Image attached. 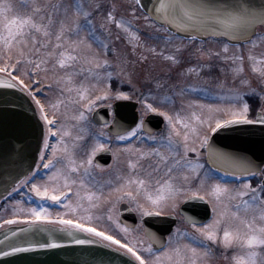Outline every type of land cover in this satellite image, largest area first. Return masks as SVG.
Listing matches in <instances>:
<instances>
[{"label":"snow or ice","instance_id":"obj_1","mask_svg":"<svg viewBox=\"0 0 264 264\" xmlns=\"http://www.w3.org/2000/svg\"><path fill=\"white\" fill-rule=\"evenodd\" d=\"M141 4L142 0H135V5ZM22 6L26 11L16 13L10 0H0V73L7 74L5 79L0 80V84L7 88H20L31 97L36 105V110L40 113L45 125L43 147L45 149L51 147L50 155L45 152L40 153V163L43 165V169L49 170L51 174L45 173L47 180L32 182L35 181L40 170L38 164L37 173L26 176L20 181L22 185L31 184L29 191L34 193L41 203L27 209L29 215L15 216L5 223L14 224L22 219L33 226L59 224L61 231L65 228H74L99 239L73 240L72 243L108 241L110 242L109 247L116 246L117 250L123 251L125 255H130L134 264H207L210 252L206 241L212 245H218L226 251L232 250L231 264H264V180L253 186L250 179H244L239 187L234 188L216 181L209 182L211 177L207 173L204 176H199L198 172L203 168V165L188 158L189 152L198 155L199 151L194 145L190 146L188 131L182 132L179 125H183L184 129H189L193 133H197V129L185 123L179 113L166 110L160 101L162 99L166 102L169 98L166 96L158 98L157 94H153L151 88H149L147 96L151 97L152 102H149L148 98L140 100L142 111L139 122L134 127L123 129L117 125L116 140L139 139V134L145 129V117L149 114L163 117L167 122V136H161L160 139L163 143L157 148L142 150L128 144L118 151L128 152L136 156L137 160L155 155L159 161L153 170L160 171L161 165L166 169L164 176L155 181L158 186V194L155 197L146 196V201L150 202L153 208L160 207L162 204H170L175 207L176 201L181 196L185 199L189 198L186 195L188 191L192 192V198H197L198 193L203 192L204 196L198 198L208 197V203L212 204L213 216L211 220L199 227L193 222L192 227L195 232L184 234L187 242L177 241L161 250L160 247L154 249L152 244H148L144 248L143 240L131 243L122 242L121 239L107 231H101L98 227L82 223L75 218L65 219L60 213H57L55 217L52 215L49 207L44 206L42 202L51 201L58 205L62 200L67 199L68 193L73 192V186L79 184L81 188L86 189L88 185L85 184V177L89 180L92 179L93 158L98 151L107 150V146L96 139L85 154L77 158L74 149L77 147L76 142L81 141L83 137L77 135L71 142V146L65 142L64 137L68 135V132L64 125L61 124L60 129L57 130L55 127L58 121L56 113L54 112L50 118L46 111L48 107L55 108L56 105H48L38 98L39 92L43 90V85L41 80L33 79V76H39L41 72L47 73L49 70L53 73H61L57 76V83L64 92H71L73 88L78 89L76 95L81 101L88 99L86 93L89 88L98 91L100 94L95 95L84 105V108L89 110L96 105L97 101L110 98L112 95L111 80L114 76H127L128 83H132L131 72L127 70V61H120L118 71H100L112 67L109 52L115 53L116 49L110 48L106 41L112 35L110 26L113 24L131 45L133 53L137 48H143L139 55L140 60L147 61L148 57L144 53H151L153 56H159L174 64H178L179 60L176 56L165 51V48L170 45V37L163 38L165 44L159 50L156 45L145 47L147 40L161 38L154 33H145V39H141L139 29L135 28L132 23L133 20L138 19L135 15L136 7H131V17L126 18L116 14L115 3L105 11V5L99 0H96L95 3H89V0H68V2L65 0H22ZM101 12H104V22L97 25L95 17ZM143 19L151 20L152 23L163 19L168 24L175 26L179 23L185 27H194V22H207L214 34H218L220 31H223L225 35L230 34L231 38L238 42L236 45L238 48L241 43L249 45L247 49L249 68L253 73L258 74L261 80H264V54L257 55L253 51L264 44V33L256 31L258 24L264 25V4L256 9L244 4L236 7L213 6L202 2V0H158V3L153 5V9L149 10V15L144 16ZM160 30L156 29V32ZM163 30L167 31L166 28ZM115 39L119 40L121 36L117 35ZM189 39H195V37H189ZM228 51V45H224L223 52L227 53ZM203 54L201 52V55ZM224 59H232L233 63L237 60L240 61L234 68V72L237 75L244 72L245 56L234 54L232 57L225 56ZM198 71V67L187 69L189 73ZM77 76H84L86 80L91 78L94 83L85 85L81 81L80 84H75L73 81ZM22 77H27L30 83H26ZM43 79H48L47 74ZM153 82L157 89L162 88L159 81L153 80ZM240 83L244 85L249 81L242 79ZM38 84L42 85L39 90L36 89ZM251 91L255 92V89ZM258 95L261 100H264V91ZM115 96L124 99L130 98L123 91H117ZM228 101L224 107L202 106L207 107L210 113L221 112L230 117L214 118L210 115L208 125L211 132H217L228 125L264 124V116H258L257 120H249V104L244 100V94L239 89L231 90ZM192 116L200 125L205 123L195 113H192ZM73 119L79 122L85 120L86 115L83 111H79ZM213 119L214 127L212 126ZM82 131H86V129H82ZM57 135L61 137L57 143L63 144V148L60 150L55 144H49V137ZM96 135L104 137L106 134L101 131ZM198 138H200L202 146L209 148V155H219L232 165L234 170L226 172V175L236 176L238 173L235 169L239 170V175L242 178L259 174V172L250 171L254 165L246 157H233L226 153H217L209 144L206 134L202 138L199 136ZM148 139L155 141L156 137L148 136ZM46 155L47 160H45ZM57 164H60L61 167L58 168ZM128 164L130 168L137 166L131 159ZM95 167L101 166L95 165ZM81 170L82 174L73 178V174L81 173ZM192 174H197L195 179L199 181L195 190L187 187L192 182L190 180ZM61 179L63 180L62 184L59 182ZM150 182L146 179L128 177L125 183H120L117 187L110 189V194L118 193L115 197L116 202L127 199L136 205L134 210L140 211L143 215H152L153 213L139 200L141 188ZM75 194L79 200L80 192L77 191ZM85 195L89 201V207L97 206L96 203H92L94 199L97 203L101 200V197L94 192H86ZM77 207H83V205L78 203ZM69 209L73 212L76 210L70 204ZM19 211L25 210L19 209ZM86 219L91 220V216H87ZM109 219L112 217L109 216ZM17 231H26V229H17ZM11 234L15 235V233ZM147 236L148 239L159 244V241L151 233H147ZM56 246L55 243H30L25 248L9 245V252L0 251V256L33 248ZM257 249H260V252ZM143 252H148L149 256L146 257Z\"/></svg>","mask_w":264,"mask_h":264},{"label":"rangeland","instance_id":"obj_2","mask_svg":"<svg viewBox=\"0 0 264 264\" xmlns=\"http://www.w3.org/2000/svg\"><path fill=\"white\" fill-rule=\"evenodd\" d=\"M10 2L14 5V9L16 13H23L26 11L25 8L22 6V0H10ZM65 2H68V0H65ZM90 3V2H89ZM162 32V31H161ZM179 38V37H178ZM184 39H178L175 40V44H170L168 47L165 48V51L170 54L176 56L177 60L180 57H185L189 61V58H192L190 56V52L192 50L193 56H195V50H197L199 47L197 44H188L187 41H183ZM179 43V44H178ZM196 43V42H195ZM207 51L204 52L207 57L214 56V54L219 53L220 59L214 58V60H210L208 63L201 64L197 66L199 68L198 72H185L182 71L180 73L181 76L177 77L176 79L172 78V76L164 75V80L166 85L169 87V90L167 93H161L162 91H165V89L162 87L161 91L159 93L162 97H168V101H163L161 99L162 105L165 107L166 110H169L170 112L179 113L180 117L184 120L185 123H188L190 126L195 127L197 129V133L199 137H203L205 134L208 136V140L213 132L210 131L209 125H208V117L212 115L214 118H230L225 116L224 113L221 112H209V109L207 105L212 106H219L224 107L229 101L228 97L231 95V90L233 89H239L243 94H249L252 91V87H259V83H264V80H261L258 74L253 73L249 68V62L247 61V49L249 45L244 46L241 50L245 51L243 56H245L244 60V70L247 71V74L252 72V77H249L245 72L242 74L237 75L234 72V68L237 64L240 63V61H236L233 63L232 59H224L225 56L232 57L235 55H242V52L240 48H238L236 45H231L226 41L222 40H209L207 42ZM185 44V45H184ZM187 45V46H186ZM228 45L229 51L227 53L223 52V46ZM164 44H161V46H158V50L160 47H163ZM196 46V48L194 47ZM193 47L194 49H192ZM177 49H179V52H177ZM257 55L264 54V44L258 46L253 50ZM211 53V54H209ZM149 64H153L154 67L159 64H162V67H165V71L172 73V61H165L159 56H154L152 54H149ZM217 56V55H216ZM170 63L172 66H170ZM151 68V67H150ZM152 69V68H151ZM251 71V72H250ZM131 72V78L133 82L140 83L142 82V77L138 73L137 70H132ZM19 74V73H17ZM47 74L48 79L44 80L43 77ZM29 75H32L29 73ZM60 75L59 72L53 73L51 70H49L47 73L41 72L39 76H33V79L39 78L42 81L43 85V100L48 105H56L55 108L48 107L46 111L49 113V117H52V114L55 112L58 121L55 125L56 129L59 130L61 127V124L64 125L66 131L68 132V135L64 137L65 142L71 146V142L75 140V137L77 135H80L83 137L81 141H77V147L74 149L76 157H81L85 154V152L88 150V148L95 142L97 136L94 134L93 129L90 125V117L89 113L91 110L95 108L97 104L100 103V101L96 102V105L91 108V110L84 108V105L88 103L89 100L93 99L95 94L99 93L98 91H92L91 89L88 90L89 93H86L88 99L80 100L79 97L76 95V92L78 89L73 88L71 92H64L63 88L57 83V76ZM182 77V78H181ZM25 79L26 83H30L27 77H22ZM124 78H127V76H124ZM152 78V75H150V79ZM181 78V79H180ZM242 79H246L249 81L248 84L242 85L240 81ZM84 82L88 85L94 83V81L89 79H84ZM75 84H80L79 82H73ZM41 84L38 85L37 89H40ZM71 86V85H66ZM132 87V86H131ZM264 89V88H263ZM171 92V93H169ZM262 92V91H261ZM260 92L257 93V101H259L261 98L258 95ZM93 94V95H92ZM113 94V93H112ZM92 95L90 98L89 96ZM112 96V95H111ZM160 97V98H162ZM200 97H203L200 98ZM244 100L249 104L248 100L244 96ZM59 102V103H58ZM250 109V105H249ZM79 111H83L86 115V119L82 121H76L73 119L75 115H78ZM192 113H195L196 116H198L201 120H204L205 123L203 125H200L199 122L192 116ZM91 115V114H90ZM250 117L248 112V118ZM212 126H215L214 119L212 121ZM181 131H188V134L190 136V139L188 143L191 145H194L198 151L199 154L189 152L188 158L192 160L193 162L198 161L201 165H203V168L199 170L198 175L204 176L206 173L211 177L212 181H217V179L214 178V171L206 167V146H202L200 142V138H198L197 133H193L189 129H184L183 125H179ZM82 129H86V131H82ZM94 129L96 131L102 130L99 127L94 126ZM168 129L166 128V131L162 132L161 136H167ZM57 140L59 141L61 139L60 136H56ZM182 139V138H181ZM99 140L104 143L100 138ZM162 141V140H161ZM138 142L135 140L133 143L136 144ZM134 148H140L142 150H147L151 148H157L162 143H153L145 145V143H139L137 145L133 144ZM56 145L57 149L60 150L63 148V144L53 143ZM105 144V143H104ZM106 145V144H105ZM124 148V147H123ZM121 149V148H119ZM182 151V149H181ZM115 153V161L113 162V167L109 171H102V173L97 170L93 163V170H92V179L89 180V178L85 177V184L88 185V187L81 188L79 184L73 186V192L67 194V199L63 200L60 204L56 205L53 204L51 201H44L42 202L45 204V206L48 205L50 212L55 217L57 213H60L65 219H77L82 223H89L92 226L98 227L101 231H107L109 234L114 235L116 237H119L121 239H127L130 241H140L142 239V229L139 225L135 229H128L124 225H122L119 221V213H118V205L120 201H127L134 209L136 205L134 203H130L127 199H122L118 202L115 201V197L118 195V193H111L110 189L115 188L120 183H125L126 178L132 177V178H141L150 180L151 182L146 184L144 187L141 188L140 193V203L144 205L146 208H151L149 210H153L150 202L146 201L147 195H152L155 197L157 193L158 186L155 184V181L157 179H160L164 176L166 169L163 165H161L160 171H154L156 163L159 161V158L155 155L146 156L143 158H140L137 160V157L134 155H131L128 152L118 151V149L114 150ZM130 154V155H129ZM132 160L134 163L137 164V167L130 168L128 161ZM57 167H61L60 164H57ZM49 174H51L49 172ZM82 174L81 173H74L73 178H76L77 176ZM197 174H192L190 176V180L192 181L190 185H187V187L191 188L192 190H195L196 186L198 185L199 181L195 179V176ZM264 176V172H263ZM41 180H47V175L45 173L38 176L35 181H41ZM61 184L63 183V180L61 179L59 181ZM221 183V182H219ZM221 184H228L229 186H232L234 188L239 187L240 185H235L234 183H221ZM31 184L28 186V190L30 189ZM80 192V199L78 200L76 197V192ZM30 192V191H29ZM86 192H94L97 195L101 197V200L97 203L95 199L92 201V203H96V207H89V201L87 199V196L85 195ZM31 193V192H30ZM135 194V193H134ZM192 194L191 191H188L186 195ZM201 196H204L203 192L198 193ZM29 198V204H24L21 199L19 202H12L10 203H3L0 205V222L6 221V219L13 218L15 216L23 217L25 215H29L27 212V209L31 207H35L37 204L41 203L38 198L35 197L34 193H31ZM183 199V196H181L178 201H181ZM208 201V197L205 196V198ZM80 203L83 205V207H77V204ZM234 204V202H232ZM69 204L72 208H75L76 210L73 212L69 209ZM210 204V203H209ZM164 204H162L160 207L155 208H162ZM212 207V204H210ZM168 210L171 211L173 207L170 204H167ZM19 209H24L25 211H19ZM232 210H235L232 208ZM136 211V210H135ZM137 214L140 216L142 213L140 211H136ZM87 216H91V220L86 219ZM109 216L112 217V219H109ZM20 221H23L22 219ZM127 229V231H125ZM124 239V240H125ZM181 243H185L184 239L181 241ZM145 243L143 244L144 247ZM217 248H219L218 245H215ZM143 251V250H142ZM228 254L232 256V250H227ZM258 252H260V249H257ZM143 254L148 257V252H143ZM154 254V253H153ZM213 261L212 254L209 255L207 258V264H210ZM259 261V257H258Z\"/></svg>","mask_w":264,"mask_h":264},{"label":"water","instance_id":"obj_3","mask_svg":"<svg viewBox=\"0 0 264 264\" xmlns=\"http://www.w3.org/2000/svg\"><path fill=\"white\" fill-rule=\"evenodd\" d=\"M213 6L236 7L244 4L250 8H260L264 0H202ZM158 0H142V8L149 14L153 5ZM179 35L186 37L206 38L209 36L225 37L231 42H236L231 35H225L223 31L214 34L207 22H194V27H185L182 24H168L165 20H158ZM259 25V24H258ZM256 27V31L258 28ZM6 77L0 75V80ZM129 102L118 103L117 109L126 110ZM103 108L93 114L96 122H104ZM154 117V116H152ZM127 117H125L126 119ZM131 123L135 116L128 114ZM162 121L157 122L156 127L162 128ZM115 131V127L111 128ZM44 128L36 110L28 96L20 88H7L0 84V198L5 195L23 177L34 169L40 153L43 141ZM209 144L217 153H226L233 157H246L254 165L250 171L258 172L264 164V124L250 123L240 125H228L218 130L211 138ZM207 160L210 165L224 170L233 171L232 165L219 155H209ZM96 161L106 164L110 161V152L102 151ZM239 173L238 169H235ZM199 198L189 199L183 206L193 207L198 204ZM201 200V199H200ZM121 222L129 227L137 224V216L131 207L122 203L120 205ZM146 233H151L161 246L165 242L166 234L174 225V217L171 215L160 216L158 214L147 215L144 218ZM166 225L159 228L158 224ZM26 229V231H17ZM60 226L46 225L9 227L0 230V251L9 252V245L25 248L28 244L55 243L56 247L33 248L28 251H20L0 256V264H134L130 255L115 247H109L107 243H72L73 240L98 239L86 232L74 228L59 230ZM11 230V232H10ZM11 233H15L12 235Z\"/></svg>","mask_w":264,"mask_h":264},{"label":"flooded vegetation","instance_id":"obj_4","mask_svg":"<svg viewBox=\"0 0 264 264\" xmlns=\"http://www.w3.org/2000/svg\"><path fill=\"white\" fill-rule=\"evenodd\" d=\"M89 2L95 3L96 0H89ZM99 2H101L105 5V11L108 9V7L110 5L115 3L116 14L118 16L123 15L126 18L131 17V7H136L137 11H136L135 15H136V17H138V19L133 20L132 23H133L135 28L139 29V32L141 34V39L142 40L145 39V37H144L145 33H154L156 36L161 38L158 40H147L145 47H147L149 45H156L157 49H158V46H161V44H165V40L163 39L165 37L171 38L170 44H175V40H178L180 38L184 39L182 37L177 36L176 34H173L165 26H161L157 22L152 23L151 20L145 21L143 19V17L148 16V15L142 10V8L140 6L135 5V0H99ZM103 16H104V12H101L99 15H97L95 17V23H97V25H99V23L104 22ZM110 28H111L112 35L110 37H108L106 42L109 44L110 48H115L116 52L115 53L109 52V59L112 61V67L108 68V69H101L100 71H102V72L103 71H113V70L118 71L119 66H120V61L124 60V61L128 62V67H127L128 71L137 70L138 73L142 77V82L136 83V84H135V82H133V80H132V83L129 84L128 79L124 78V76H120V77L114 76L112 78L111 87H112V93L113 94H112V96H110V98H108L106 100L108 102L107 105L109 106V113H110V120L111 121L114 117L113 103L117 100L124 99V98H117L115 96V93L117 91H123L129 95L130 98L124 99V100H132V101L138 102V113H139V117H140L141 111H142V105L140 103V100L148 98L149 102H152L151 97L147 96V92H148L149 88L152 89L153 94L158 95V98L162 97L159 95L161 88L159 91V89L156 88L153 80L159 81L162 84V87L165 89V91H162L161 93H167V91L169 90V87L165 83L164 75H169V76H172V78L176 79L177 77L181 76L180 73L182 71L187 72L188 68L197 67L201 64L208 63V62H210V60H214L215 57H216V59L218 58V60H219L220 54L217 56H216V54H214V56L211 55L210 58L205 55L204 52H206L207 48H208L207 42L209 40L226 41L224 39H213V38H209V39H206L204 41L193 40V39H190V40L184 39L183 40L184 42L188 40L187 45L194 43V44H197L199 48L197 50H195V54H194L195 56H193V53L191 50L190 56L192 58H189V61L187 59H185V57L182 56L178 59L179 60L178 64H173V66H172V64L170 63V66H172V73H169V72H166L164 70L165 67H162L163 66L162 64H159L158 66L156 65L154 67L153 64H149V63H147V61L140 60L139 55L143 51V48H137L136 52L133 53L131 45L123 38V34L115 27V25L114 24L111 25ZM164 28H166L167 31H164L163 30ZM156 29H161V30L159 32H156ZM261 33H263V32H261ZM117 35H120L121 39H119V40L115 39V37ZM244 46H247V44H241V46L239 47L240 50ZM194 47L196 48V46H194ZM191 48L194 49L193 47H191ZM201 52H203L204 54L201 55ZM241 52H242V55L245 53V51H243V50H241ZM144 54L147 55L148 62L152 63L151 61H149L148 53H144ZM149 54H151V53H149ZM246 55H247V52H246ZM154 58H156V57L154 56ZM133 62H135V63H133ZM244 72L247 74V71L244 70ZM150 75H152L151 79H150ZM247 75H249V77H252V72L247 74ZM84 79H85L84 76H77L74 78L73 82L77 81V82L81 83V81H83V83L85 85H88L84 82ZM258 85H259V87H254V88L252 87V89H255V92H251L249 94H244L245 98L248 100L249 105H250V109H249V115H250L249 118L250 119H255L257 116V113L259 111H262V110L264 111V100L260 99L259 100L260 105L258 106V104H257V102H258L257 101V93H258V91L259 92L264 91V89H263L264 83H259ZM169 93H171V92H169ZM200 98L203 99V97H200ZM109 125H107V128ZM166 128H167V122L165 121L164 130ZM261 181H262V178L260 179V182ZM251 183L253 186H255L257 184L256 179L251 180ZM191 196H192V194L188 195V197H191ZM198 196H201V195L198 194ZM186 200L187 199H185L184 197H183V200H181V201L177 200L175 207H173V209L171 211L168 210L167 204H164L162 206L163 209L162 208L161 209L160 208L159 209L154 208V210L150 211V212H153V213L156 212V213H159L162 215L171 214V215H174L176 217L175 225H174L171 233L167 236L166 244L163 247H169V246H171L172 243H175L177 241L181 242L183 239L185 242H187L184 234H186V233L192 234L195 232V230L192 227V223L187 221L183 217V215L180 213V210L182 208V204ZM189 211H191V212L192 211H199V208L195 207V208L189 209L188 212ZM212 216H213V214L211 215L210 219L206 220L205 222L196 223L197 226L199 227L204 223H208L211 220ZM140 224H141V228H142L143 234H144V226L141 222H140ZM170 238H171V240H170ZM205 243H207L209 245V252H210V254H212V257H213V261L210 264H231V256L227 255L228 251L224 250L220 246H219V248H217L215 245H212L210 242L206 241ZM148 244H150V242L145 241V245H144L145 247L144 248H146L148 246ZM162 248H161V250H162ZM141 250H143V249H141Z\"/></svg>","mask_w":264,"mask_h":264}]
</instances>
